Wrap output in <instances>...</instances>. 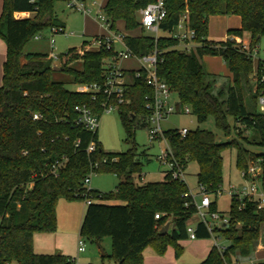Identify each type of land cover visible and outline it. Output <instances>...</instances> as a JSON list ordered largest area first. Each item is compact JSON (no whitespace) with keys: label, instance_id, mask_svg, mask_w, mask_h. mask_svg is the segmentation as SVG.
I'll return each mask as SVG.
<instances>
[{"label":"trees","instance_id":"obj_1","mask_svg":"<svg viewBox=\"0 0 264 264\" xmlns=\"http://www.w3.org/2000/svg\"><path fill=\"white\" fill-rule=\"evenodd\" d=\"M63 0H4L0 19V36L7 45L0 87V264H77L62 254L38 255L34 251L36 234H53L57 230V204L61 198L83 199L87 205L80 227L84 240L100 242L111 239L116 264H144V253L151 249L164 256L172 246L176 257L182 253L180 242L188 240L187 226L196 214L186 183L166 173L160 183H143L142 173L151 162L145 152L138 153L137 129L148 128L150 111L147 100L153 90L145 83L144 74L136 70L127 75L126 103L118 113L132 149L109 154L98 141L97 132L77 126V109L87 107L99 118L103 104L109 102L103 92L92 94L69 91L64 82L53 80L56 73L71 78L77 87L103 86L114 63V49L94 48L84 41L81 48L69 49L55 65L49 55L29 53L26 46L52 28L65 26L54 16V4ZM154 0H106L104 14L110 29L126 33L139 31V11ZM167 17L162 30L176 28L187 16L188 27L195 31L193 50L178 48L179 42L162 37L157 40L140 33L128 35L125 44L137 57L157 52V75L177 97V111L190 109L199 124L212 118L225 138L220 142L210 131L196 129L185 137L178 130L164 132L173 159L183 173L188 164L198 165V185L213 197L210 212L218 213L216 192L224 184V153H235L236 168L247 173L250 166L262 174L257 177L264 189V153L246 146L264 148V114L251 112L245 104V91L257 105L264 91L260 77L264 62L254 60V50L264 45V0H165ZM15 13H31L34 20H17ZM237 16L241 28L228 31V40L209 41V19ZM232 36L247 40V46ZM220 57L226 64L228 85L214 91L215 79L204 69L202 60ZM80 63L81 69L76 65ZM54 68H57L55 71ZM254 81V88L251 85ZM38 115L39 119L34 120ZM94 145L93 152H88ZM106 161V162H105ZM110 173L121 179L115 192L108 194L88 189L90 175ZM138 178V182L135 178ZM109 202H119L109 205ZM232 200L229 223L219 231L227 242L221 254L212 247L201 264H250L255 261L257 243L264 225V207ZM160 219L156 220L155 216ZM169 225L167 233L162 230ZM198 240L211 239L203 223L196 224ZM258 264H264L259 262Z\"/></svg>","mask_w":264,"mask_h":264},{"label":"rangeland","instance_id":"obj_2","mask_svg":"<svg viewBox=\"0 0 264 264\" xmlns=\"http://www.w3.org/2000/svg\"><path fill=\"white\" fill-rule=\"evenodd\" d=\"M78 1V0H75ZM70 0L57 1L54 4V16L65 25L64 34H55L52 36L50 30H45L40 34L42 37L41 41L32 40L26 47L25 51H28L31 47L42 48L41 52L45 54L51 53V49L48 46L50 39H53L54 51L56 56L65 54L69 49H79L84 41H90L92 35L99 34V28L93 24V19L97 13V7H92V11L88 15H84L81 12L69 9L67 3ZM89 2V0H88ZM2 11L0 13V19ZM30 20L35 19V15L29 18ZM228 19H237L235 17H211L210 18V31L214 40H218L222 36L225 24ZM122 30V28H121ZM148 35V34H146ZM161 36H166L162 35ZM219 36V37H218ZM241 42L244 40L238 37L232 36ZM240 42V43H241ZM0 43L3 48V52H7V45L5 39L0 36ZM191 50L194 49L192 44H189ZM118 48H121L118 45ZM254 60L257 64L258 61L264 62V45L261 43L255 53ZM205 71L211 75L210 80L215 79L214 91L220 90L222 87L228 85L229 71L226 64L223 66L224 61L220 57H206L202 60ZM58 63H55L57 65ZM123 69L126 70H137L139 68L138 62L135 59L126 60L120 63ZM226 66V68H225ZM81 64L78 63L76 68L81 69ZM224 67V68H223ZM3 65L0 61V86L2 85ZM53 80L64 82L66 88L69 91L79 90V87L71 83V78L63 73H56ZM251 85L254 87V81L251 79ZM173 100L178 102L177 97L173 95ZM245 104L249 111L262 113L258 105H254L250 99V94L245 91ZM162 132L170 130H181L187 129L188 131H194L196 129L206 130L213 132L218 141L227 142L236 135L233 133L230 138H225L222 133L215 127L212 118H209L206 122L199 124L193 115L186 114L184 112H176L169 116L161 123ZM98 141L101 143L103 150L109 154L126 153L132 149V144L126 143V133L120 121L119 113L112 112L110 114H103L100 118L99 128L97 131ZM135 143L137 145V152H145L151 162L146 164L143 168L141 175L143 183H160L163 181V172L167 170V167L162 165L158 160V157L162 152L167 150V144L165 141H154L151 142L149 138L148 128H141L136 130ZM252 152L262 154L264 148L257 146H246ZM185 182L188 186L189 192L195 196L196 200L199 201V185L197 181L198 165L194 162L188 164L185 171ZM223 177L224 184L222 189L224 193L217 198V209L218 213L226 214L230 208V197L226 194V190L229 185H242L245 184L244 179L241 176V172L236 168L235 153L225 152L224 153V164H223ZM138 182V178H135ZM121 182L114 174L100 173L93 175L91 178L90 185L86 187L88 189L97 190L100 193H111L115 192L118 184ZM213 201V197L211 196ZM87 204L83 199L67 200L61 198L57 204V230L54 234H36L34 251L38 255H55L57 252L63 250V254L71 259L75 260L77 264H115V262L108 258L112 254L111 239L109 237L103 238L100 242L84 240L80 236V227L83 221L84 213ZM199 218L194 215L189 222L192 226L198 223ZM264 225L262 226V228ZM83 242L85 247L84 253L78 252V243ZM183 242V243H182ZM180 246L182 253L179 257H176L175 250L172 246L167 248L165 255L170 259L173 264H201L205 259L200 257L201 252L210 251L214 246V241L201 240L191 242L190 240L182 241ZM179 243V244H180ZM219 244L227 245V242L220 240ZM196 245L199 247V253H197ZM195 247V248H194ZM102 255H104L102 257ZM151 249H147L144 253L145 257L155 256ZM164 255V256H165ZM157 256V255H156ZM160 257V256H159Z\"/></svg>","mask_w":264,"mask_h":264},{"label":"built area","instance_id":"obj_3","mask_svg":"<svg viewBox=\"0 0 264 264\" xmlns=\"http://www.w3.org/2000/svg\"><path fill=\"white\" fill-rule=\"evenodd\" d=\"M67 3L69 9L83 13L84 15L90 14L92 7H97V13L95 14L94 20L99 23L105 31L104 36L98 37L97 40L93 41V47H105L107 50H113L116 53L114 58V63L111 69L107 73V79L103 86L89 85L79 87L78 92L90 93L92 94V99L95 100L96 94L103 92L107 96V103L103 104L104 112L103 114H110L112 112H117L120 105L126 103L125 100V90L127 84V75L124 70L119 66L121 62L135 59L138 62L139 68L136 70V78H140L142 73L144 74L145 83L153 90V96L151 98H146L147 104L146 109L150 111V117L148 118V131L149 138L151 142L154 141H165L167 144V150L162 152L158 157L160 163L167 167L166 173L171 174L173 179H178L184 183L185 174L179 169L175 160L173 159L172 152L169 149L168 142L164 138V132L161 129V123L169 116L177 112V103L173 100V93L171 88L161 80L157 75V52H153L150 55L144 57L135 56L125 44V39L128 36L123 31H113L110 29V24L107 17L104 14V4L100 0H70ZM167 17V9L165 5V0H154L145 8L139 11V31L143 34H148V36L154 38L155 40L167 37L179 42L178 48L185 51H189L190 45L195 39V31L191 30L187 25V16L180 19L179 24L176 28L172 30H162L161 25ZM50 32L55 34H64L65 30L62 28H52ZM166 35V36H161ZM42 37L37 35L34 40H40ZM54 40L50 39L51 53L49 58L53 60L54 63L58 61V56H56L54 51ZM118 45L121 48H118ZM256 50H254L255 53ZM253 53V56H254ZM260 83H264V71L260 77ZM257 105L260 107L261 112L264 114V91H261L257 98ZM184 113L190 114V109L185 108ZM78 120L76 122L77 126H81L86 130L94 133L98 131L100 118L89 108L83 106L77 109ZM39 116L35 115L34 120H38ZM180 136L185 137L188 134L187 129L178 130ZM95 149L94 145H91L88 152H93ZM106 162V161H105ZM260 175V170L255 166H250L247 173L241 172V176L245 181V184L234 186L229 185L228 189L225 191L230 197V200H235L240 202L242 205L239 209L244 207V201L254 202L258 204V208L264 207V189L261 183L257 180ZM93 174L85 179V185H90L91 178ZM199 201L196 200L195 196L188 192L185 196L192 199L193 204L196 207V216L199 218L198 223H203L211 237L214 241V246L219 253L223 254L228 245L219 244L220 240H223L219 231L222 230L230 220L229 212L226 214L212 213L210 212V206L212 204L211 195L206 194L204 187L199 186ZM224 193L223 189L216 192L217 197ZM86 204H90L89 201ZM156 220H159V215L155 216ZM196 227L189 224L187 226L188 239L191 241L197 240L196 237ZM85 247L82 241L78 243V252H84ZM243 264V263H235ZM250 264H258L257 261H252Z\"/></svg>","mask_w":264,"mask_h":264},{"label":"crops","instance_id":"obj_4","mask_svg":"<svg viewBox=\"0 0 264 264\" xmlns=\"http://www.w3.org/2000/svg\"><path fill=\"white\" fill-rule=\"evenodd\" d=\"M3 1L4 0H0V13H1V11H2V8H3ZM104 5H105V3H106V0H100ZM31 16H34V14H31V13H15L14 14V17H15V19H17V20H22V19H29ZM216 17H229V16H216ZM232 18L233 17H235V18H237V19H233V22L231 23L230 21H231V19H228L229 21H227V23L225 24L226 26H225V28H224V30H223V34H222V36L221 37H219V39L218 40H214L215 38H213V36H212V31H210V19H209V37H208V40L209 41H214V42H224V41H226V40H228V38H229V36H228V31H230V30H237V29H240L241 28V20H240V18L239 17H237V16H231ZM93 21V24L94 25H96L98 28H99V31H100V33L99 34H96V35H92V39L93 38H95V37H100V36H104L105 35V31H104V29L102 28V26L99 24V23H97L94 19L92 20ZM65 26V25H64ZM118 28H119V30L120 31H123V32H125L124 30H123V28H124V25L122 24V23H119V25H118ZM121 28H122V30H121ZM126 33V32H125ZM127 35H139L140 34V31H136V32H133V33H126ZM233 38V37H232ZM234 39V38H233ZM42 39H40V40H35V41H41ZM236 42H238V43H240L241 41H239V40H237V39H234ZM241 43H243L244 45H245V47L248 45L247 44V40L245 39L243 42H241ZM48 46H49V48L51 49V45H50V42L48 43ZM195 47V46H194ZM27 48V47H26ZM25 48V49H26ZM41 49L42 48H33V47H31L28 51H26V52H29V53H42V54H45V53H43V52H41ZM47 55H49V54H47ZM5 60H6V56H5V52H3V48H2V45H1V43H0V61H1V63H2V65L4 64V62H5ZM225 65V63L223 64V66ZM121 67V66H120ZM122 68V67H121ZM224 68V67H223ZM225 68H226V66H225ZM123 69V68H122ZM123 70H126V69H123ZM128 71V70H127ZM2 78H3V75H2ZM2 86V85H1ZM0 86V87H1ZM75 91H77V90H75ZM165 174H166V171H164L163 172V176L165 177ZM109 205H118L119 204V202H109L108 203ZM195 227H196V225H195ZM170 228V227H169ZM169 230V229H168ZM168 232V231H167ZM54 234V233H53ZM36 236V235H35ZM34 236V243H35V237ZM189 240V239H188ZM191 241V240H190ZM196 242L198 241H201V240H195ZM195 241H191V242H195ZM183 243V242H182ZM182 243H180V245L182 244ZM195 248V247H194ZM62 248H60V251L59 252H57V254H62V255H64L63 254V250H61ZM196 249H197V253H199L200 254V252H199V247H198V245H196ZM85 252V251H84ZM84 252H81V253H84ZM210 251L208 250V251H206V252H201V256L200 257H203L204 259L207 257V255H208V253H209ZM80 253V252H79ZM104 255H102V257H103ZM255 261H257L258 263L259 262H264V227L262 228V230H261V237H260V240H259V242L257 243V246H256V252H255ZM170 259H171V256H170ZM170 259H168L167 258V255H165V256H162V257H159V256H150V257H145V260H144V264H173L172 262H171V260ZM116 264V263H115Z\"/></svg>","mask_w":264,"mask_h":264},{"label":"water","instance_id":"obj_5","mask_svg":"<svg viewBox=\"0 0 264 264\" xmlns=\"http://www.w3.org/2000/svg\"><path fill=\"white\" fill-rule=\"evenodd\" d=\"M54 70L56 71L57 68H54ZM260 174H262V171H260ZM168 229H169V225L167 224V225L164 227V229L162 230V233H163V234L167 233Z\"/></svg>","mask_w":264,"mask_h":264}]
</instances>
